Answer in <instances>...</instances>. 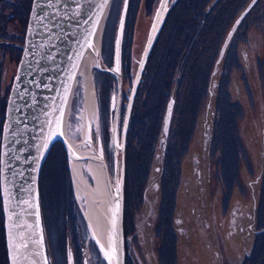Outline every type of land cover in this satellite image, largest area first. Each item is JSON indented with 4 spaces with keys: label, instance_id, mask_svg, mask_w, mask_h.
<instances>
[{
    "label": "rangeland",
    "instance_id": "1",
    "mask_svg": "<svg viewBox=\"0 0 264 264\" xmlns=\"http://www.w3.org/2000/svg\"><path fill=\"white\" fill-rule=\"evenodd\" d=\"M160 3L111 0L99 40L101 64L93 63L86 86L80 84L84 75L78 72L66 111V134L83 153L91 152L87 130L82 128L88 118L89 136L107 161L112 181L116 164L119 174L122 163L112 134L118 74L120 142L132 81ZM250 3L169 2L125 135L123 228L124 235L128 229L136 264H264V0L253 7ZM246 5L251 8L239 45L250 50L249 61L244 56L237 71L228 62L229 46L221 52L220 43ZM207 6L212 7L209 16L219 10L222 20L215 17V22L209 19L203 25L200 20ZM231 51L234 65L237 52ZM172 95L176 103L170 129L164 131L162 121ZM82 162L90 184L79 178L64 143L56 139L41 167L40 203L49 264H107L85 212L90 201L78 195V187L84 186L80 180L96 184L89 158ZM101 181L106 193V178L101 176ZM243 202L245 216L234 221L231 215L238 216L236 206ZM181 209L193 220L192 236L178 237V250L170 248L162 263L157 250L167 248L173 235L165 225ZM133 228L139 240L134 241Z\"/></svg>",
    "mask_w": 264,
    "mask_h": 264
},
{
    "label": "water",
    "instance_id": "2",
    "mask_svg": "<svg viewBox=\"0 0 264 264\" xmlns=\"http://www.w3.org/2000/svg\"><path fill=\"white\" fill-rule=\"evenodd\" d=\"M168 2L169 0H161L132 81L119 144L122 151L120 175L116 164L117 186L124 179L125 135L133 101L169 9ZM110 3L111 0L32 2L21 63L7 100L1 143L0 184L9 264H49L40 206V171L56 139L64 143L70 159L77 156L65 136L64 115L76 82L83 51L92 41L97 27L101 23L103 27ZM229 35L222 45L221 52L226 47ZM120 38L121 33L118 39V53ZM118 77L120 80L112 129L114 138L117 137V116L122 93L121 75L118 74ZM173 102L171 98L167 105L165 131L168 130ZM89 134L88 130L91 152L83 153L81 159L90 158L102 162L111 176L102 152L97 150ZM106 182V195L114 210L111 220L112 235L108 251L102 249L99 241L98 244L108 264H125L123 192L117 194L119 188L109 180Z\"/></svg>",
    "mask_w": 264,
    "mask_h": 264
},
{
    "label": "flooded vegetation",
    "instance_id": "3",
    "mask_svg": "<svg viewBox=\"0 0 264 264\" xmlns=\"http://www.w3.org/2000/svg\"><path fill=\"white\" fill-rule=\"evenodd\" d=\"M252 1V0H251ZM256 1L254 0L251 4L252 7L256 4ZM32 2L33 0H0V158H1V143H2V133H3V126H4V120H5V114H6V108H7V100L9 97V93L11 91L12 85L14 83L15 76L18 72L19 65L21 63V58H22V53H23V47L25 43V35L27 31V26H28V21H29V16L31 12V7H32ZM170 2V0H169ZM168 2V6L170 10V4ZM248 5L244 6L241 10V12L237 15L235 18L234 22L231 24L230 28L227 30V33L223 35L221 38V43L223 45L224 41L226 40L227 36L230 34L231 35L226 43V46H229L230 50V57L228 58V62L230 65H232L233 69L234 67L238 68L239 66L243 65V57L245 56V62L249 61V49L246 46L239 45L242 37L244 36V33H246V27L245 25V16L250 10ZM212 9L211 6H207L206 9H204L205 15L201 17V20L204 25L205 22H208L210 19V22L215 18L216 19L222 20L220 17V11H215V15L212 13V16H209L211 12L208 10ZM212 11V10H211ZM168 13V11H167ZM208 17V18H207ZM212 17V18H210ZM212 22H215V21ZM238 20V21H237ZM241 28V29H240ZM221 45V48H222ZM241 48V52H240ZM231 49L235 50L236 57L234 59V65L231 61V55L232 51ZM186 50V54H187ZM228 65V63H227ZM228 68V67H227ZM226 68V70H227ZM235 68V69H236ZM239 68L237 69V71ZM229 74V73H228ZM234 74L230 71V74L227 76L228 79L231 80L233 78ZM245 79V77H243ZM174 102H173V108L171 112V119H172V114H173V109H174V103H176L175 96L172 95ZM122 99V98H121ZM135 101V100H134ZM121 104V100H120ZM133 108V106H132ZM167 111V107H166ZM166 113V112H165ZM171 119L169 121V126L168 130L170 129L171 125ZM163 128L165 131V114L163 117ZM103 174L101 173L100 179ZM96 180V178H95ZM97 183V181H96ZM255 189H253L254 191ZM84 196H87V199L90 198V196L83 194ZM95 196V195H94ZM245 201V200H244ZM245 206V203L243 204H238L236 207L238 209V216H235L232 214L231 217L236 221V219L239 220V217L245 216V209L243 207ZM192 212V211H191ZM250 214L252 215L253 212L250 211ZM254 215V214H253ZM88 218V217H87ZM187 221V222H186ZM193 221V220H192ZM191 219L189 220L187 218V214L181 209L178 214L176 219L173 218V222L168 225H165V227H168V231L171 232L173 230V235H171V241L172 243L167 244V248L159 247V256L160 260L163 263L164 261L168 259L170 256V248L173 249L175 252L178 250V244L177 240L178 237L182 236H192V228L194 227L193 222ZM206 223V221L204 220ZM201 226V225H200ZM140 229L142 227L139 226ZM134 232L136 233L134 236V241L137 239L139 240V235L136 231V228H133ZM144 232V230H141ZM93 233V232H92ZM209 243V242H207ZM247 244H244V246ZM125 251H126V264L130 262V260H133V256L130 254L129 250V237H128V229L126 227L125 231ZM251 251V249H250ZM249 254L252 255L254 252V248H252V251ZM151 255V254H150ZM149 256V254H148ZM245 258V257H244ZM142 262H144L142 259H140ZM8 264L9 259H8V251H7V242H6V230H5V213H4V207H3V197L1 193V184H0V264ZM137 261L135 262L133 260V264H136ZM148 264V263H146Z\"/></svg>",
    "mask_w": 264,
    "mask_h": 264
},
{
    "label": "bare ground",
    "instance_id": "4",
    "mask_svg": "<svg viewBox=\"0 0 264 264\" xmlns=\"http://www.w3.org/2000/svg\"><path fill=\"white\" fill-rule=\"evenodd\" d=\"M140 29L142 30V28H140ZM101 30H102V23L97 27L96 31H94L95 34H94V37H93L92 41L90 42V44H88V46H86V48L84 49L83 54L81 56V61H80L81 63L79 64V67L77 69L78 72H80L84 75V78H82V80H80L79 82H80V84L83 83L85 86L87 84L88 77L90 76L91 68H92L91 66L93 65V63L99 62V64H101L99 59H98V56H97L98 50H99V40H100ZM86 73H87V76H86ZM77 76H78V74H77ZM75 81H77V80H75ZM77 91H78V89H77ZM87 93H88V91H87ZM91 94L92 93H89L87 95V97L89 99L91 98ZM69 107H70V104H69L68 108L66 109L67 112L69 111ZM65 116L66 115H64V120L67 117V116L66 117ZM85 119H86L85 120L86 123L84 124V127H82V128H83V130H87V131L89 130L90 131L91 128L88 125V118L85 117ZM77 122H79V121H77ZM63 129L65 130L64 127H63ZM65 136L69 140L71 145L73 146L74 151L76 152V155L77 156H78V154L80 155V157L74 156L73 159H71L72 166L74 165L73 170H77L79 178H83V180L86 179L85 181L88 180L89 184H90V182H91L90 179L86 177V175L83 173V169H82L83 162L81 159V155L83 154V152H81L78 148H76V146L73 144L72 139L67 136L66 130H65ZM86 136H87V132H86ZM118 142H117V144H118ZM89 161H90L89 165H88L89 169L94 173V177L96 178L97 183L95 185H88V184L86 185V183L84 181L80 180V183L83 182L84 184H82V185H84V186H80L81 189H80V187H78V195H83V193H85L86 195L90 196V198L88 199L90 201V203L88 204V208H86L85 212H86V215L88 217L90 227H91L92 231L94 232L95 236L97 237V239L99 240V243H100L102 249L104 248L108 251V247L110 245V237L112 235L111 220H112V216L114 215V210L111 206V203L109 202V199L107 198L106 193H104L102 191L103 190L102 189L103 184H102V181L100 179L101 173L103 174V177L106 178V180H109L111 182H112V180H111V176H109V174L105 170L102 162H96L95 159L91 160L90 158H89ZM116 177L118 179V176H116ZM116 187L119 188V190L117 191V194L120 192H123L124 179H123L122 183L119 182V185L118 186L116 185ZM104 190L106 191V189H104Z\"/></svg>",
    "mask_w": 264,
    "mask_h": 264
}]
</instances>
